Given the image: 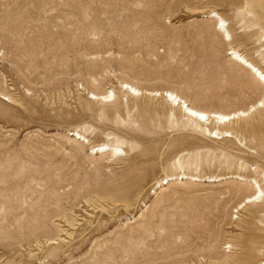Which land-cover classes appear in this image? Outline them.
<instances>
[{
    "label": "rangeland",
    "instance_id": "1",
    "mask_svg": "<svg viewBox=\"0 0 264 264\" xmlns=\"http://www.w3.org/2000/svg\"><path fill=\"white\" fill-rule=\"evenodd\" d=\"M231 46L264 72V0H0V264L264 263V106L164 96L257 105Z\"/></svg>",
    "mask_w": 264,
    "mask_h": 264
},
{
    "label": "bare ground",
    "instance_id": "2",
    "mask_svg": "<svg viewBox=\"0 0 264 264\" xmlns=\"http://www.w3.org/2000/svg\"><path fill=\"white\" fill-rule=\"evenodd\" d=\"M211 15H214L218 18V27H219V31H221L222 35L227 38L230 42L232 41V35L230 33V31L227 28V22L220 17L217 13L212 12ZM231 44V43H229ZM229 56H232V60L240 65L242 68L250 71L255 78L258 80V82L260 83V85L262 86L263 90H264V72L262 71V69H260L256 64H254L250 59L247 58V56H245L240 49L236 48V47H232L229 49ZM122 89H126L128 91L133 92L134 94H139L140 90L136 87H134L131 84L128 83H122ZM150 92V91H149ZM152 95L156 96V95H160V93L157 92H153L151 93ZM164 96L166 98H169L173 104H177V106H180L182 108V110H184L186 112V115L189 116L190 118H192L193 120H195L198 123L201 122H210V121H217V122H223L225 123H230L231 121L233 122L234 120L240 119V118H244V117H248L251 113H253L258 107H262L264 106V95L261 101H259V103H257V105L252 106L250 109L248 110H239L237 112H233V113H223V112H207L203 109H199L195 106L189 105L180 95L176 94L175 92H171V91H164ZM92 99H95L97 101H108L110 100H114L115 98V94L110 91L105 95H97V94H91ZM1 98L5 101H10V99H6L5 97ZM170 101V102H171ZM232 124V123H231ZM71 136H75L77 137L79 140L82 139L83 142L89 143V141L84 137L81 136L78 133H74ZM93 154L95 155H111L112 157L115 156H119L121 152H123V150L119 147V146H113V145H108V144H99V145H95L92 146L91 149ZM234 179H238L240 181H245L246 183H248V185H250L252 188H254L255 193L250 196L249 198L246 199V205L250 204V203H256L258 201H261L264 199V190L262 189V187L258 184V182L254 179H244L240 176H235L233 177ZM223 178H219V177H206L205 179H201L198 176H194V175H189L186 173L181 174V176L179 175V177L177 178H172V177H168L167 182L162 183L161 186H166L169 185L170 182L173 181H191V182H220ZM227 179V178H225ZM244 205V204H243ZM246 208V207H245ZM240 209V208H239ZM52 242V241H51ZM56 243V242H53ZM229 249H232V246H228ZM227 248V249H228ZM264 264V263H261Z\"/></svg>",
    "mask_w": 264,
    "mask_h": 264
}]
</instances>
